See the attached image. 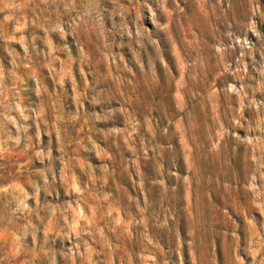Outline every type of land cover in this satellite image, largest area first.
I'll list each match as a JSON object with an SVG mask.
<instances>
[{"label": "rangeland", "instance_id": "1", "mask_svg": "<svg viewBox=\"0 0 264 264\" xmlns=\"http://www.w3.org/2000/svg\"><path fill=\"white\" fill-rule=\"evenodd\" d=\"M0 264H264V0H0Z\"/></svg>", "mask_w": 264, "mask_h": 264}]
</instances>
